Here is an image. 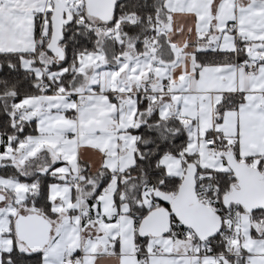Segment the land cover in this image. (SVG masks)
I'll use <instances>...</instances> for the list:
<instances>
[{"label": "snow or ice", "instance_id": "1", "mask_svg": "<svg viewBox=\"0 0 264 264\" xmlns=\"http://www.w3.org/2000/svg\"><path fill=\"white\" fill-rule=\"evenodd\" d=\"M219 4L220 0H213L214 16ZM84 6L76 0H64L59 36L53 44V9L57 5L52 0H0V35L7 29L10 36L21 39L15 50L0 51V220L9 221L8 231H0V264H88L90 256H94L92 264L112 259L119 264L124 255L123 238L99 229L101 222L116 223L120 215L132 220L137 264H158L160 260L170 264H256L258 258L264 257V204L247 207L231 198L234 191H239V177L225 154L231 149L237 163L241 159L246 165L255 162L256 172L264 173V153L241 155L239 117L234 143H229L232 137L218 126L224 124L225 113H239L242 107L264 113V105L256 107L259 100L249 101L250 96L264 97V89L250 83L244 88L215 90L211 102L218 115L209 127L202 128L200 116L193 118L183 113L186 105L182 98L176 102L175 111L168 107L173 103L172 96L182 97L194 91L187 83L174 89L159 105L153 99L159 92L147 87L133 88L134 96L128 92V98L135 101L133 125L114 129L112 138L117 157L127 159L128 149L120 137L125 132L137 137L132 163L126 167L110 168L106 163L109 151L80 143L78 130L50 128L41 132L40 121L60 113L78 124L81 118H88L97 103L96 97L86 99L88 89L83 94L73 90L77 86L75 69L80 67L82 57L102 54L107 59L108 47L114 45L118 51L113 58L122 60L128 45L144 46L147 36L142 37L141 32L156 34L154 27H140L142 22L151 25L156 19L155 0L151 4L149 0H115L110 19L91 17L82 10ZM253 7H264V0H256ZM149 8L151 11H144ZM131 15L139 18L136 23L126 19ZM238 27L233 19L225 22L216 39L197 37L185 47L180 60L169 49L167 62L176 61L172 64L173 77L191 72L192 79L199 80L206 68L221 69V76L242 69L245 74H252V83L264 81V43L258 41L261 46L250 51V42ZM28 29L30 37L19 36ZM214 31L209 28V33ZM229 35L232 46L226 47L225 38ZM160 58L165 59L162 50ZM181 62L185 64L183 69L178 67ZM92 87L98 90L99 86ZM164 91H168L166 81ZM55 92L67 93L64 102L74 106L42 111L39 117L29 118H25V112L31 108L18 107L34 95ZM101 95L116 108L115 116L109 112V118L119 121L120 115L133 108L131 104L122 105L124 94L118 90L107 89ZM215 96H219L218 101ZM42 135L55 140L46 141L49 146L29 155L37 143L35 138ZM90 135L107 138L111 132L95 128ZM65 141H77L74 161L73 153L65 150ZM201 146L212 156L211 166L201 162ZM9 148L12 152L6 154ZM92 153L100 154L98 165L94 164ZM166 157L169 162L162 163ZM176 161L179 167L170 170L169 163ZM113 180L116 189L112 203L116 212L108 216L101 196ZM188 186L199 205L210 211L214 230L204 232L194 223L185 222L183 213L174 210L173 200L165 198L169 194L179 196ZM63 189H67L63 196L55 194ZM157 209L167 212V228L159 235L141 232V222ZM33 215L46 218L51 224L47 238L39 246L19 239L16 233V220ZM73 229L80 237L75 247L69 237ZM93 244L101 250L90 252Z\"/></svg>", "mask_w": 264, "mask_h": 264}, {"label": "crops", "instance_id": "2", "mask_svg": "<svg viewBox=\"0 0 264 264\" xmlns=\"http://www.w3.org/2000/svg\"><path fill=\"white\" fill-rule=\"evenodd\" d=\"M164 17L159 20L157 25V31L163 35L167 43L170 46V50L175 54L176 60L181 59V55L184 52L185 47L190 42L197 40V37L209 36V39H216L218 31L225 27V22L235 19L237 21L238 30L243 34V38L250 43L264 42V7L254 8L253 5L256 0H248L247 4L245 0H220V4L216 6V14L213 15V0H162ZM195 16V19H193ZM215 21V23H213ZM216 31L209 33V28ZM195 29V31L193 30ZM27 35L30 37V29L19 34V36ZM231 36L225 38L226 47H231ZM21 43V39L17 36H10L7 29L3 30V35H0V51L9 52L16 49ZM27 46V45H25ZM128 47L133 48L131 45ZM151 48L150 60L147 62L145 70L141 69L135 77L131 75L130 67H128L127 59H129L128 52L123 54V59L119 57L116 62L108 64L107 60L102 54H95L90 58L87 65L78 73L85 78L79 88L73 89L75 92L82 93L84 89H88V95L86 99L91 100L96 97L97 103L92 106V110L87 119L81 118L79 123L76 124L71 120H67L60 113H56L51 117L46 118L44 121H40L41 132H46L50 128H73L78 130V141L80 143L91 144L93 147H99L101 151L107 149L109 151L110 159L106 161L110 168H116L118 165L126 167L125 164H121L122 157H117L115 149L117 145L113 142L115 136L114 129L127 128L133 125V116L135 115V101L128 98V92L132 91V95H135L133 88H144L143 81L150 75L156 77L155 92H159L160 95L156 96L158 105L164 97H167L172 93L174 89L182 88L187 83L189 89H193V92L184 94L181 96H172L173 103L169 105L173 111H175V104L181 98L183 99L186 107L183 109V113L195 118L201 117V126L209 127L210 122L215 118V104L211 102V94L215 90L235 89L236 87H248L251 83L252 87L264 89V81L260 83H252V74H245L241 69L239 73L236 71H229L227 75H218L221 69L206 68L201 73L199 80L192 79L191 72H183L178 77L172 75V63H168L167 60H163L157 54L155 47ZM149 48V49H150ZM145 54V51L141 48H135V54H132V59H140ZM255 54V53H253ZM84 57L81 58V61ZM178 67L183 69L185 64L181 62ZM85 71V75L79 71ZM53 75H56L53 73ZM258 79V78H256ZM165 81L168 86V91H164ZM99 86L98 90L92 86ZM124 85H128L129 88H125ZM107 89L118 90L123 93L122 105L131 104L133 108L129 112H125L119 117V121L114 118H109L108 113L111 112L113 116L116 114V108L114 105H109L107 97L101 95ZM187 91V90H186ZM65 95H61L60 92H55L52 95H34L31 99L27 100V103H23L18 107L20 109L31 108V111L25 112V118L39 117L41 112L47 113L53 109L61 107H73L72 104H66ZM257 99L260 101L256 107L264 105V97L250 96L249 101ZM215 100H219V96H215ZM207 101V102H206ZM237 117H239L240 125V141H241V155H248L252 152L264 153V113L257 112L255 108L248 110L246 107H242L239 113L227 112L225 113V121L223 125L218 127L223 128L226 136H231L232 139L229 143H234L235 133L237 126ZM186 122V121H185ZM102 130L111 132V136L105 138L102 136L92 137L90 133L94 130L91 129L94 125H100ZM125 132L121 135V140L124 141V146L127 147L132 141L134 149L135 137ZM37 143L33 147L32 152L29 155L36 153L40 147L49 146L46 141L55 140L54 137L44 136L35 138ZM77 141L67 142L65 141V150L73 153L76 148ZM231 151V149H229ZM12 149H8L6 154H11ZM228 153V152H227ZM94 164H99L100 154L92 153ZM240 161H244L241 159ZM255 163V162H253ZM251 167H255L251 165ZM115 187V180H113ZM111 188V186H110ZM109 188V189H110ZM115 189V188H114ZM104 212L108 216L115 215V207L111 201V205L106 203L104 206ZM64 222L67 223V217H64ZM59 227V226H57ZM105 233H115L120 235L122 239L124 255L121 256L119 264H137L135 259V246L132 243L133 227L132 220L124 215H120L116 223H100V229ZM2 231V230H0ZM69 237L72 240V247L78 246L79 234L75 229L69 233ZM10 246V241L7 242ZM101 249L97 244H93L89 249L90 252L95 253ZM171 250V249H169ZM111 254V253H110ZM94 256L88 257V264H92ZM101 264H117L116 259L102 260ZM158 264H170L166 260H160ZM256 264H264V257L258 258Z\"/></svg>", "mask_w": 264, "mask_h": 264}, {"label": "water", "instance_id": "3", "mask_svg": "<svg viewBox=\"0 0 264 264\" xmlns=\"http://www.w3.org/2000/svg\"><path fill=\"white\" fill-rule=\"evenodd\" d=\"M115 0H84V5L87 13L99 19H110L113 11ZM57 7L53 9L55 32L53 35V44L55 39L59 36L60 10L62 4H56ZM264 43V42H263ZM260 43H252L249 50L260 47ZM59 52L58 49H54ZM94 125L91 129L103 127ZM229 165L236 170L239 177V191L231 196L237 199L247 207H254L257 204H264V177L262 173H257L254 167L246 165L244 161L236 162L232 153H227ZM191 167V166H190ZM163 195V194H162ZM166 199H172L174 203V210L183 213L182 219L187 223H194L199 230L207 232L214 230V220L210 211L202 208L195 200V196L188 186L186 190H182L179 196L166 195ZM51 224L46 218L33 215L28 218H20L16 220V233L19 239L26 240L34 246H39L46 238ZM167 228V212L163 209H157L151 213L144 221L141 222L140 231L149 232L153 235L159 233Z\"/></svg>", "mask_w": 264, "mask_h": 264}, {"label": "rangeland", "instance_id": "4", "mask_svg": "<svg viewBox=\"0 0 264 264\" xmlns=\"http://www.w3.org/2000/svg\"><path fill=\"white\" fill-rule=\"evenodd\" d=\"M52 2L54 4H62L63 5V2L64 0H52ZM76 2L78 4L80 3H83V0H76ZM91 16V15H90ZM91 17H94V16H91ZM97 18V17H96ZM134 21L131 20V23H133ZM119 37L117 36V39ZM127 44V42H126ZM129 46V45H128ZM151 48H147V49H144L145 51V54L140 58V59H132L131 55L132 54H135V48H131V47H127L125 48V52H128L127 54H129V59H127L125 62H127V65L128 67H130V70H131V75L133 77H135V75L141 71V69L145 70V67L147 66V62L150 60V55H151ZM124 52V53H125ZM95 54H92V55H89V56H84L83 60L81 61L82 62V65H81V69H83L86 65H87V62L90 58L94 57ZM81 74L85 75V71L82 70V71H79ZM85 79H86V76L85 78H82V81L83 83H85ZM82 83V84H83ZM24 103H27L26 101ZM169 107V106H168ZM167 114V113H165ZM130 137V140L132 139L131 136ZM132 141H130V144L127 145V159H121V164H125V166H127L128 164L132 163V152L134 151V149L132 148L133 147V144H132ZM201 162L208 165V166H211L213 163H214V160L212 158V156L204 149L203 146H201ZM229 153V151H228ZM227 156V153L225 154ZM216 159L218 160L219 159V155L216 156ZM168 158L166 157L164 161H162V163H168ZM253 166H255V163L252 164ZM251 166V165H250ZM176 167H179V161H176L174 163H169V169L172 170ZM114 183L112 182V185H111V188L106 192L104 193L102 196H101V199H103L104 201H106V203H109L111 205V201H112V192L114 191ZM67 191V189H63L62 191L60 192H56L55 194L57 195H61L63 196V194ZM55 192V190H54ZM68 207H72L71 204H68ZM244 222L247 223V217H244ZM8 227H9V221L7 219H4V220H0V230L2 231H8Z\"/></svg>", "mask_w": 264, "mask_h": 264}, {"label": "trees", "instance_id": "5", "mask_svg": "<svg viewBox=\"0 0 264 264\" xmlns=\"http://www.w3.org/2000/svg\"><path fill=\"white\" fill-rule=\"evenodd\" d=\"M149 3L151 4L152 3V0H149ZM155 3H156V7H157L156 19L152 22L151 25H149L148 22H146V21L145 22H142L141 25H140V27L143 28V29H147L150 26L151 27H154L156 29V34L153 35L152 33L146 32V31L145 32H141L140 35L142 37L143 36H147V40L144 42V46H142L140 48H141V50L142 49L144 50V49H147V48H150V47H155L156 48V51H157V54L159 55V57H160V51L162 50L165 53V59H163V60H168V55L167 54L169 52L170 46L167 43L166 39L163 37V35H161L157 31V25L159 24V20L164 17L163 2H162V0H155ZM83 4H84V0H83ZM82 10L83 11H86L85 6H84V8ZM144 11H151V8H149L147 10H144ZM142 14H143V12H142ZM126 19H128L130 23H131V20L134 21L133 23H136L139 18L136 17L135 15H131V16L126 17ZM126 42L127 41H125V43ZM117 51H118V49L114 45H110L108 47V58L107 59L105 58V59L107 60V62H108L109 65L112 64V63H114V62H116V59L118 57L117 58H113V54L115 52H117ZM124 52H125V49H124ZM124 52H123V54H124ZM77 69L78 68L75 69V72L78 75L74 77V79L77 82V86L74 89L79 88L82 85V83H83V81H82V78L83 77H82V75H80L78 73ZM69 83H70V81H69ZM153 99H154L155 103L158 105V102L156 100V97H153ZM217 115L218 114H217V112L215 110V117ZM12 138H14V137H10V139H12ZM135 139H137V137H135ZM134 150H135V145H134ZM229 152L232 153V151H230V150H229ZM262 174H263V177H264V173H262ZM115 189H116V184H115ZM115 189H114V191H115ZM169 195H171V194H169Z\"/></svg>", "mask_w": 264, "mask_h": 264}, {"label": "built area", "instance_id": "6", "mask_svg": "<svg viewBox=\"0 0 264 264\" xmlns=\"http://www.w3.org/2000/svg\"><path fill=\"white\" fill-rule=\"evenodd\" d=\"M251 74V73H249ZM155 84H156V77L154 75H150L143 81L144 87L150 88L155 92Z\"/></svg>", "mask_w": 264, "mask_h": 264}]
</instances>
